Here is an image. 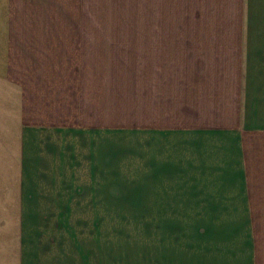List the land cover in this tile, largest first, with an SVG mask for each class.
Listing matches in <instances>:
<instances>
[{"label":"crops","instance_id":"0c3cea01","mask_svg":"<svg viewBox=\"0 0 264 264\" xmlns=\"http://www.w3.org/2000/svg\"><path fill=\"white\" fill-rule=\"evenodd\" d=\"M79 13V0H0L12 216L68 222L109 176L174 209L159 222L190 225L188 246L142 264H264V0H142L140 25ZM18 252L71 264L69 249Z\"/></svg>","mask_w":264,"mask_h":264},{"label":"rangeland","instance_id":"374dc122","mask_svg":"<svg viewBox=\"0 0 264 264\" xmlns=\"http://www.w3.org/2000/svg\"><path fill=\"white\" fill-rule=\"evenodd\" d=\"M79 3L80 13L72 18L80 23L140 25L144 22L142 0H79ZM7 140L0 139V167H5L6 150L11 148ZM105 177L100 199L96 193L95 200L86 201V206L93 204L96 208H82L79 215L73 214L68 222L60 224L17 222L18 218L12 216L14 199H8L5 191L12 186V177L0 178V264H17L19 249L47 248L69 249L71 264H92L94 249L101 250V258L105 257L111 264H142L143 254L148 251L189 245V224L158 221L159 215L173 216V208L158 207L159 201L151 199V193L135 190L138 186L112 184L109 176ZM81 253L87 254L78 255Z\"/></svg>","mask_w":264,"mask_h":264}]
</instances>
